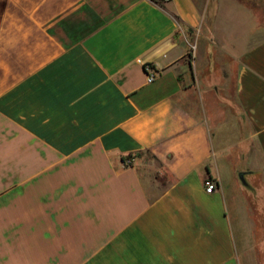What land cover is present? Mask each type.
I'll return each mask as SVG.
<instances>
[{
	"label": "crops",
	"instance_id": "0c3cea01",
	"mask_svg": "<svg viewBox=\"0 0 264 264\" xmlns=\"http://www.w3.org/2000/svg\"><path fill=\"white\" fill-rule=\"evenodd\" d=\"M252 25L242 0H0V264H264Z\"/></svg>",
	"mask_w": 264,
	"mask_h": 264
},
{
	"label": "rangeland",
	"instance_id": "374dc122",
	"mask_svg": "<svg viewBox=\"0 0 264 264\" xmlns=\"http://www.w3.org/2000/svg\"><path fill=\"white\" fill-rule=\"evenodd\" d=\"M200 1H206V0H200ZM242 2H243L244 7L246 8V10L248 11V13L252 14V21H253L252 31H253V33H256L258 31H264V3L256 1V0H242ZM216 5L217 4L211 5L210 11H213L215 9ZM208 22L212 23L211 17H209ZM263 38H264V35H263ZM221 93H222V95L226 94V93H224V91H222ZM140 156L143 157V164L145 165V167H143L144 170L148 171L149 167H155L156 166L155 161L152 159V156L150 153L142 152V153H140ZM150 173L152 174V170L150 171ZM151 174H150V176H152ZM150 179H151V177H150Z\"/></svg>",
	"mask_w": 264,
	"mask_h": 264
},
{
	"label": "built area",
	"instance_id": "2783aa9c",
	"mask_svg": "<svg viewBox=\"0 0 264 264\" xmlns=\"http://www.w3.org/2000/svg\"><path fill=\"white\" fill-rule=\"evenodd\" d=\"M163 2H168L169 0H161ZM144 70L147 74V81L152 82L155 80L156 74L152 70V68L149 65H144ZM124 165L130 166L131 165V160L130 158H126L124 160ZM204 189L206 193H211L215 189V183L212 179L208 178L204 181Z\"/></svg>",
	"mask_w": 264,
	"mask_h": 264
},
{
	"label": "trees",
	"instance_id": "16d2710c",
	"mask_svg": "<svg viewBox=\"0 0 264 264\" xmlns=\"http://www.w3.org/2000/svg\"><path fill=\"white\" fill-rule=\"evenodd\" d=\"M129 158V157H128ZM126 158H122V160L124 161Z\"/></svg>",
	"mask_w": 264,
	"mask_h": 264
}]
</instances>
